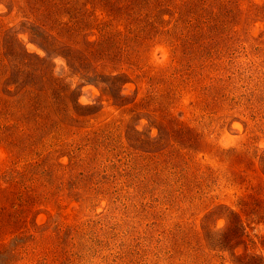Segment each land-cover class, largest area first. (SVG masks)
<instances>
[{
  "label": "rangeland",
  "instance_id": "rangeland-1",
  "mask_svg": "<svg viewBox=\"0 0 264 264\" xmlns=\"http://www.w3.org/2000/svg\"><path fill=\"white\" fill-rule=\"evenodd\" d=\"M0 264H264V0H0Z\"/></svg>",
  "mask_w": 264,
  "mask_h": 264
}]
</instances>
